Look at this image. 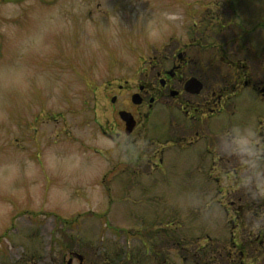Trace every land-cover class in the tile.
<instances>
[{"label": "rangeland", "instance_id": "374dc122", "mask_svg": "<svg viewBox=\"0 0 264 264\" xmlns=\"http://www.w3.org/2000/svg\"><path fill=\"white\" fill-rule=\"evenodd\" d=\"M257 22L264 0H0V264L263 260V235L255 234L264 212L254 211L264 200V27L250 32ZM177 44L211 62L214 84L227 74L219 64L242 60L259 87L243 85L230 98L234 109L212 119V130L231 121L241 132L237 148L257 136V154H233L238 168H213L201 140L194 149L169 146L186 144L170 128L183 113L131 101ZM119 109L144 122L151 149L143 148L151 138L135 150L115 141L125 130ZM161 146L172 147L163 165L138 164ZM54 213L79 217L78 228Z\"/></svg>", "mask_w": 264, "mask_h": 264}, {"label": "flooded vegetation", "instance_id": "af4514ba", "mask_svg": "<svg viewBox=\"0 0 264 264\" xmlns=\"http://www.w3.org/2000/svg\"><path fill=\"white\" fill-rule=\"evenodd\" d=\"M240 62L242 60L232 61L226 65L228 69H222L224 65L219 64V67L216 68L227 74L218 78V81L214 84L215 81L210 78V73L212 72L211 62L199 59L193 60L188 45L177 44L169 54L159 56L156 64L157 70L151 74V81L142 82L137 85V89L131 93V96L134 93H139L143 99L142 104H148L149 109L160 102L164 107L176 109L177 112L184 114L180 118L181 122L172 120L170 128L173 135L180 140H184L186 144H178L176 140H169L171 142L169 146L175 147L177 145L180 149L181 147L182 149H187L188 147L194 149L198 145L197 142L201 140L205 143L202 154L214 156L213 164L209 162L213 168L218 165L228 164L233 168H238V165H242V163L236 162L233 154H238L237 150L247 151L248 148L254 149L255 154H257V150L259 149L257 136L251 138L250 143L240 144L242 146L239 145L240 147L237 148L236 144L238 142L236 141V137H241L238 136L241 132H236L237 130L231 121L229 124L221 123L218 128L213 130L211 127L212 119H219L223 115L227 116V111H230V108L234 109V105L229 102L230 98L236 96L243 85L252 89L259 88L253 82L252 75L248 72V66L244 64L242 69L238 67ZM245 73L249 76L244 77ZM194 78H197L202 83V90L199 93H194L186 88L187 82ZM241 78H243V82H241ZM193 85L196 87V82ZM120 110L122 109H119L118 112ZM234 112L235 110H233ZM132 113L136 121L133 130L128 134L125 130L118 131L113 138L115 141L122 142L123 147L127 150H135L133 147L139 148L143 144V142L139 141L142 138L144 140L151 138V141L144 142L143 144L144 149H151L149 143L153 141L154 144L156 141L154 138L149 137V134L146 135V130L143 131L144 122L139 120L136 113ZM149 117L150 114L145 116L146 119ZM166 123L167 121H163V124ZM123 124L124 129L125 122ZM206 130H208L207 133H205ZM172 147L161 146L158 149L152 150L147 160L141 159V163L138 164H144L149 167L164 164V148ZM216 163L218 164L217 166H215ZM199 164L202 165L200 162ZM260 243L264 245V239ZM241 255H244V251L241 252ZM256 264H264V259L257 261Z\"/></svg>", "mask_w": 264, "mask_h": 264}, {"label": "water", "instance_id": "95a60500", "mask_svg": "<svg viewBox=\"0 0 264 264\" xmlns=\"http://www.w3.org/2000/svg\"><path fill=\"white\" fill-rule=\"evenodd\" d=\"M198 89H200V88H198ZM133 100L135 103H140V101H141L137 94H135L133 96ZM121 116L124 120L127 121V132H130L133 129L134 124H135L132 114L130 112H127V111H122Z\"/></svg>", "mask_w": 264, "mask_h": 264}, {"label": "trees", "instance_id": "16d2710c", "mask_svg": "<svg viewBox=\"0 0 264 264\" xmlns=\"http://www.w3.org/2000/svg\"><path fill=\"white\" fill-rule=\"evenodd\" d=\"M10 1H13V0H10ZM258 214H260L259 212H258ZM36 262H34V264H35ZM64 264V261H63V259L62 260H59V259H55V260H53V262H52V264ZM143 264V263H142Z\"/></svg>", "mask_w": 264, "mask_h": 264}, {"label": "clouds", "instance_id": "9594fccd", "mask_svg": "<svg viewBox=\"0 0 264 264\" xmlns=\"http://www.w3.org/2000/svg\"><path fill=\"white\" fill-rule=\"evenodd\" d=\"M14 31H15V28H14V26H13L12 33H14ZM12 33H10V35H11Z\"/></svg>", "mask_w": 264, "mask_h": 264}]
</instances>
